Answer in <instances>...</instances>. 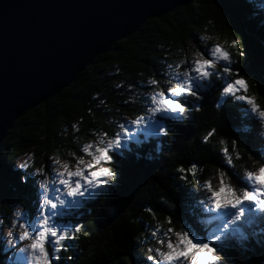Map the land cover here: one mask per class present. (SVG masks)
Here are the masks:
<instances>
[{"label": "trees", "instance_id": "16d2710c", "mask_svg": "<svg viewBox=\"0 0 264 264\" xmlns=\"http://www.w3.org/2000/svg\"><path fill=\"white\" fill-rule=\"evenodd\" d=\"M262 19L264 0H194L160 18L148 19L132 35L96 57L72 84L15 122L0 145L2 193L6 191L1 184L3 174L8 176L7 165L12 167L18 155H28L30 167L16 171V178L19 172L23 176L25 171L47 169L49 164L56 167L54 156L61 165L67 162L74 166L79 157L85 160L88 156L83 152L85 143H98L104 133L108 134L106 139L119 133L123 137L124 155L121 157L120 151L114 153L120 173L118 186L108 198L79 210L84 218L76 247H69L66 241L68 251L61 253L62 257H78L69 264H129V261L151 264L145 258L147 249L167 250L169 236L175 240L167 232L169 227L178 231L183 225L190 226L206 238L218 222L208 223L206 206L197 202L205 200L204 182L218 185L220 169L228 170L223 163L222 148L232 149L233 140L239 141L242 154L237 160L235 150L231 152L237 169L255 166L261 145L249 132H254L258 125L244 116L247 105L242 101L228 100L217 110L215 104L220 97L213 91L204 97L201 110L193 111L182 123L177 122L175 131L167 138L157 136L154 122L144 111L143 97L158 89L145 87L141 82L156 78L163 87L165 77L160 73L167 71L168 64L191 58L197 50H207L220 41L240 61L236 67L242 68L249 85L247 94L264 106V79L260 78L264 77V22H258ZM236 40L246 48L248 59L235 56L233 41ZM123 101L134 102L125 105ZM238 114L242 117L240 120ZM138 116L145 119L136 125L132 122ZM27 119L33 122L29 124ZM144 125H150L148 132ZM212 128L216 129L215 135L203 143L202 137ZM245 155L253 159L245 160ZM193 163L197 165L195 172L187 174L191 189L179 179L182 174L177 169H187ZM230 175L235 183L236 174L230 172ZM13 186L11 192L17 193L25 206H35L31 186L21 184L18 179ZM146 207L151 211H146ZM254 211L250 221L238 226L232 245L249 247L264 240L262 214ZM74 218L80 217L69 216L64 221ZM169 220L173 221L171 225ZM161 240L165 241L163 245ZM229 255L235 256L238 264H259L264 260V248L245 255L230 251Z\"/></svg>", "mask_w": 264, "mask_h": 264}, {"label": "snow or ice", "instance_id": "6c2138e0", "mask_svg": "<svg viewBox=\"0 0 264 264\" xmlns=\"http://www.w3.org/2000/svg\"><path fill=\"white\" fill-rule=\"evenodd\" d=\"M233 46L236 49L235 56L247 57L246 48L239 40L233 41ZM239 63V60L233 58L232 52L220 44H212L210 49L197 50L191 58L185 57L174 64H168L167 71L160 73L165 77L163 87L156 78L141 82L145 87L158 89L143 97L144 111L154 122L157 136L167 138L175 131L177 122L189 119L193 111L199 112L204 97L215 91L220 97L215 104L217 110L233 99L247 105L244 116L258 125L249 135H255L261 145L256 154L258 160L255 166L241 169H237L231 154L235 150V159L242 158L239 141H232V149L227 146L222 148L223 163L228 170L220 169L217 186L214 187L209 181L204 182L205 200L197 201L201 206H206L207 212L211 214L208 223L216 221L218 226L206 238L196 234L190 226L183 225L178 231L169 227L167 232L172 233L175 240L169 236L167 250L148 248V253H156L145 257L151 264H181V261L185 264H231V240L238 226L255 216L254 209L262 214L260 219L264 222V106L258 104L254 96L247 94L249 85L242 75V68L236 67ZM218 64L223 66L218 67ZM132 102L134 101H123L125 105ZM238 117L239 120L242 118L240 114ZM144 119L145 117L138 116L132 123L139 125ZM120 127L123 128L124 125L121 124ZM215 133V128L209 130L202 137V142L208 143ZM107 135L104 133L96 144L83 145V152L91 156L88 163L81 156L77 159L75 169L65 162L58 173L53 171L55 166L49 164L47 169L25 171L23 177L19 176L21 184L33 188L37 209L34 216L30 217L22 211L17 217L18 221H25L18 226L25 227L27 231L15 235V239L18 242H31L19 248L16 264H69L78 259L74 256L62 257L61 253L68 251L66 241L69 247H76V237L81 231L84 218L79 210L98 203L101 198H108L118 186L120 173L114 153L120 151L121 157L124 155L121 151L122 136L115 133L112 139H106ZM243 159L252 160L253 157L245 155ZM106 164L112 166H105ZM22 167L28 169L30 166L25 163ZM196 168V163H193L187 169H177L182 174L179 179L191 189L187 174L194 173ZM230 172L236 174L235 183ZM49 173L54 177L52 182L48 178ZM40 176L44 179L37 178ZM84 181L87 182V188ZM241 181L245 183L241 184ZM61 189L63 198L54 195L60 193ZM73 210H76L75 213ZM145 210L151 211L148 207ZM74 215L80 218L62 222L65 217ZM172 223L169 220V224ZM84 235L87 236L88 233L84 232ZM164 243L165 241H160L161 245ZM261 243L264 244V240Z\"/></svg>", "mask_w": 264, "mask_h": 264}, {"label": "water", "instance_id": "95a60500", "mask_svg": "<svg viewBox=\"0 0 264 264\" xmlns=\"http://www.w3.org/2000/svg\"><path fill=\"white\" fill-rule=\"evenodd\" d=\"M194 0H0V145L95 58Z\"/></svg>", "mask_w": 264, "mask_h": 264}, {"label": "rangeland", "instance_id": "374dc122", "mask_svg": "<svg viewBox=\"0 0 264 264\" xmlns=\"http://www.w3.org/2000/svg\"><path fill=\"white\" fill-rule=\"evenodd\" d=\"M250 10L255 11V9H250ZM251 20H253V18H251ZM259 21L264 22V19L258 20V22ZM231 40H232V38H231ZM214 44H220V41L215 42ZM151 92H154V90H152ZM45 103L46 102H42L39 105H37L36 107H34V108H38V107L40 108ZM21 117H19V118H21ZM26 122L30 124V123L33 122V119H27ZM19 124H21V123H19ZM14 127H15V125H14ZM14 127L10 128V129H13ZM36 127H38V125H36ZM143 128H146V130L148 132L151 127H150V125H144ZM10 129L8 130L7 135L9 133ZM17 131H18V129L15 130V131H13V133L16 134ZM134 137H135V135L133 136V138ZM18 156H19V158L14 163L11 164L12 167L7 165V169H6L5 172H6V174H8V176H6L5 174H3V176H5V178H4V182L3 183L1 182V184H4L5 185L6 191L4 190L5 192L2 193V188L0 187V190H1V192H0V221H2V223H0V264H16L17 258H18V255H19V248L23 247L24 244L31 242L30 240L29 241H23V242H18L17 241L15 244H11V243L8 242L7 237L5 235V233L7 231V228L8 227H11L12 224H13L14 212H15V220H16L15 226H16L17 229H19L18 224H22V223L25 222L23 220H19V221L17 220V217H18V215L20 213L19 211H17V205L22 206L23 211L27 215H29L30 217L35 215L36 209H37L36 202H35V206L34 207L25 206L24 203L21 201L20 197L17 195V193H12L11 192L12 189L14 188L13 183L17 179L19 180V176L23 177L22 176V173L19 172L20 174L16 178L15 177L16 174H17L16 171H19L21 169H24L22 167V165H24L25 163H27V164L29 163V156L28 155H26V154H20ZM90 160H91V156L88 155L87 157H85V162L86 163H88ZM54 161L57 162V166L55 167V169L53 171H55V172L58 173L59 171L62 170L61 169V166L62 165L60 164V161H58L55 158V156H54ZM105 166H107V165H105ZM75 167H76V164L74 166H70V168H72V169H75ZM48 178H49L50 182H52V180L54 179V177L51 175V173L48 175ZM83 183L85 185V188H87V182L84 181ZM57 186H59L58 185V182H57ZM3 189H4V187H3ZM15 191L18 192V190H16V189H15ZM62 192H63V189H61V192L60 193H55L54 195H57V196H60L61 198H63L62 197ZM62 222H66V221L63 220ZM17 234H19L18 231L14 233V235H17Z\"/></svg>", "mask_w": 264, "mask_h": 264}, {"label": "clouds", "instance_id": "9594fccd", "mask_svg": "<svg viewBox=\"0 0 264 264\" xmlns=\"http://www.w3.org/2000/svg\"><path fill=\"white\" fill-rule=\"evenodd\" d=\"M262 130H264V125H262ZM39 170L40 169H37V171H39ZM17 211L22 212L23 211L22 206L17 205ZM0 223H2V221H0ZM15 224H16V220H15V212H14L13 224H12L11 227L7 228V231L5 233L8 242L11 243V244H15L17 242V240L15 239V235H14L15 232L18 231L19 233H22V232H26L27 231V229L25 227H23V226H21V227H19V229H17ZM149 248H151V247H149ZM257 248H264V244L261 243L259 245H252V246H249V247H242V246L233 245L230 251L231 252H238L241 255H245V254L250 253V252L254 253ZM150 254H152V253H148L147 252L146 255H150ZM229 259H230L231 264H238V261L236 260L235 256H230L229 255ZM259 264H264V260L259 261Z\"/></svg>", "mask_w": 264, "mask_h": 264}, {"label": "bare ground", "instance_id": "6f19581e", "mask_svg": "<svg viewBox=\"0 0 264 264\" xmlns=\"http://www.w3.org/2000/svg\"><path fill=\"white\" fill-rule=\"evenodd\" d=\"M78 77V76H77ZM77 79V78H76Z\"/></svg>", "mask_w": 264, "mask_h": 264}]
</instances>
